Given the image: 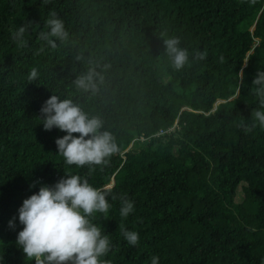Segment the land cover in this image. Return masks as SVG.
<instances>
[{
    "label": "trees",
    "instance_id": "1",
    "mask_svg": "<svg viewBox=\"0 0 264 264\" xmlns=\"http://www.w3.org/2000/svg\"><path fill=\"white\" fill-rule=\"evenodd\" d=\"M53 10L69 33L56 48L40 37ZM23 25L22 46L12 35ZM170 36L190 52L179 71L166 54ZM90 67L104 77L96 93L73 83ZM259 71L264 0H0V264H35L17 244L18 209L66 172L134 202L127 218L119 198L108 197L107 214L94 213L110 264H151L152 256L158 264H264V127L238 126L259 108ZM53 94L98 116L115 137L120 151L102 170L58 154L66 132L40 120ZM137 137L146 140L128 149ZM121 224L139 233L138 245Z\"/></svg>",
    "mask_w": 264,
    "mask_h": 264
},
{
    "label": "clouds",
    "instance_id": "2",
    "mask_svg": "<svg viewBox=\"0 0 264 264\" xmlns=\"http://www.w3.org/2000/svg\"><path fill=\"white\" fill-rule=\"evenodd\" d=\"M45 27L48 30L41 32L40 37L52 48L57 47L56 40L61 43L69 40V33L56 11H50ZM26 32L27 26L18 27L12 35L13 41L23 46ZM164 44L174 70H182L190 63L189 49L181 46L178 36L168 37ZM191 55L197 60H204L207 53L194 50ZM76 59L83 57L77 56ZM223 61L221 55L220 62ZM38 78L39 70L32 67L27 79L35 81ZM103 80V75L95 67H90L78 75L73 83L78 90L96 93ZM253 85L256 86L255 95L259 97V108L253 110L251 124L242 121L238 125L245 133L252 132L258 125L264 127V71L257 73ZM40 111L45 130L56 127L66 132L55 143L58 154L67 165H87L90 170H94L91 166H100L102 170L110 158L120 151L113 134L102 130L103 121L98 116H89L72 99H61L53 94ZM74 133L79 135L74 136ZM108 197L112 200L119 198L122 218L134 212V202L125 196L114 195L112 185L97 188L78 174L66 172V176L53 186L42 185L38 192L24 199L18 209L19 221L24 225L17 236L18 246L29 261L34 259L35 264H110L102 259L111 251L110 239L93 223L94 213L109 212L111 205ZM9 226L14 227L12 220ZM120 230L129 245H138V232L126 229L122 224ZM151 264H158L157 256L151 257Z\"/></svg>",
    "mask_w": 264,
    "mask_h": 264
},
{
    "label": "rangeland",
    "instance_id": "3",
    "mask_svg": "<svg viewBox=\"0 0 264 264\" xmlns=\"http://www.w3.org/2000/svg\"><path fill=\"white\" fill-rule=\"evenodd\" d=\"M175 127L171 128L170 130H174ZM146 139L143 138V137H137L133 143L128 147V149L130 148H136L137 146H139L141 144V142H144ZM242 199V195H241V192L239 191V194H238V197H237V200L240 201Z\"/></svg>",
    "mask_w": 264,
    "mask_h": 264
},
{
    "label": "built area",
    "instance_id": "4",
    "mask_svg": "<svg viewBox=\"0 0 264 264\" xmlns=\"http://www.w3.org/2000/svg\"><path fill=\"white\" fill-rule=\"evenodd\" d=\"M164 131H161V133H163Z\"/></svg>",
    "mask_w": 264,
    "mask_h": 264
}]
</instances>
